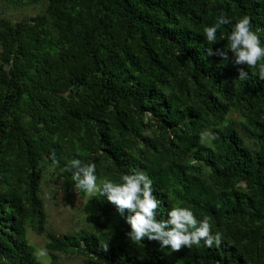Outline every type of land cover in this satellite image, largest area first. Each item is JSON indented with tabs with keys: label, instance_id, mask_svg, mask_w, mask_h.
Segmentation results:
<instances>
[{
	"label": "trees",
	"instance_id": "trees-1",
	"mask_svg": "<svg viewBox=\"0 0 264 264\" xmlns=\"http://www.w3.org/2000/svg\"><path fill=\"white\" fill-rule=\"evenodd\" d=\"M39 3L37 16L0 21V264H40L27 229L46 234V173L70 190L72 159L116 182L144 171L163 202L158 219L188 207L222 241L133 242L128 210L97 195L87 229L47 236L54 264L59 253L85 264H264V60L240 80L244 66L204 51L227 48L244 16L264 42V0H0ZM220 14L232 23L210 45L203 29Z\"/></svg>",
	"mask_w": 264,
	"mask_h": 264
},
{
	"label": "clouds",
	"instance_id": "clouds-1",
	"mask_svg": "<svg viewBox=\"0 0 264 264\" xmlns=\"http://www.w3.org/2000/svg\"><path fill=\"white\" fill-rule=\"evenodd\" d=\"M231 23L230 18L220 14L213 24L203 29L207 43L216 44L218 30L222 25ZM227 40V48L214 50L213 47H207L205 54L208 57L219 56L225 64L231 60L234 66H244L238 67V78L245 80L249 75L245 67H256L258 62L264 60V42L251 30L250 18L247 16L235 22ZM259 76L264 80V63L259 65ZM204 139L205 133H201V141ZM53 163H58L55 155ZM66 167L71 171L77 189L89 197L102 195L116 207L121 216L128 210L130 214L126 216V223L131 230L127 236L133 242H143L146 238L157 241L162 249L169 248L171 251L182 247L191 248L201 242L208 247L221 244L222 234L213 231L209 217L198 219L188 207L171 206L167 211L168 218L158 219V210L163 202L153 194V181L144 171L134 170L123 174L118 182L111 179L98 182L95 163L84 164L80 159H72ZM37 255L46 256V249H39Z\"/></svg>",
	"mask_w": 264,
	"mask_h": 264
},
{
	"label": "rangeland",
	"instance_id": "rangeland-1",
	"mask_svg": "<svg viewBox=\"0 0 264 264\" xmlns=\"http://www.w3.org/2000/svg\"><path fill=\"white\" fill-rule=\"evenodd\" d=\"M45 4L12 5L7 7L0 4V21L11 20L20 22L22 19L37 16L45 10ZM1 53V48H0ZM229 119L237 122L242 121L240 114L236 111L229 115ZM213 135L211 130L205 133L203 143L212 146ZM55 170L50 169L46 173V178L42 188V199L45 203L47 213V231L43 236H38L31 229H27L28 240L35 249L36 257L40 264H54L46 245L49 243V234L69 235L76 234L87 229L88 222L84 214V206L91 198L86 193L81 196L80 191L74 186L66 191L61 186L60 176ZM103 178H98L102 180ZM39 249H46L47 255L40 257L37 255ZM58 264H85L84 259L74 253H59Z\"/></svg>",
	"mask_w": 264,
	"mask_h": 264
}]
</instances>
